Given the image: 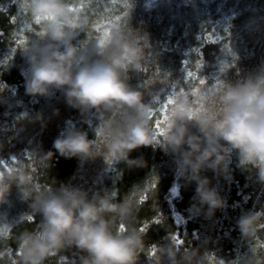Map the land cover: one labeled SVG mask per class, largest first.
Returning a JSON list of instances; mask_svg holds the SVG:
<instances>
[{"label": "clouds", "instance_id": "clouds-1", "mask_svg": "<svg viewBox=\"0 0 264 264\" xmlns=\"http://www.w3.org/2000/svg\"><path fill=\"white\" fill-rule=\"evenodd\" d=\"M25 4L31 18H39V30L21 48L29 65L26 92L45 97L62 92L68 105L94 114L96 138L72 126L54 140L55 152L37 146L27 152V159L13 155L0 168V202L7 201L15 184L31 201L32 213L41 216L35 229L20 233L19 255L0 247V264H46L51 256L67 250H74L71 264H139L141 254L153 245L150 264H208L209 252L183 248L175 231L166 243L149 245L138 223L140 202L134 190L122 199H116L114 191L90 196L84 188L44 177L56 153L80 159L102 155L110 164L143 167L146 161L131 158V152L141 146H160L176 154L185 184L195 183L194 210L211 219L227 207V200L205 170L229 175L237 151L241 164L257 167L264 180V64L255 72L243 73L234 48L227 55L222 50L214 79L200 90L198 112L189 94L173 85L176 103L159 135L153 126L160 109L158 98L146 101L145 92L130 83V72L147 70L146 33L127 21L112 25L103 44L78 42L80 34L87 37L93 26L84 6L74 8L80 0H25ZM234 67L235 79L230 75ZM87 123L93 125L92 120ZM193 125L198 131L192 130ZM3 147L0 141V151ZM4 161L0 156V164ZM237 225L251 246L234 264H264V248L252 243L264 230V207L245 212Z\"/></svg>", "mask_w": 264, "mask_h": 264}, {"label": "trees", "instance_id": "trees-1", "mask_svg": "<svg viewBox=\"0 0 264 264\" xmlns=\"http://www.w3.org/2000/svg\"><path fill=\"white\" fill-rule=\"evenodd\" d=\"M23 5L25 0H0V141L4 145L0 156L5 160L2 167L13 155L27 159V152L37 146L55 152L54 140L72 126L87 131L89 138H96L94 114L68 105L62 92L57 90L47 97L26 92L29 65L21 48L39 30V24ZM84 7L93 25L101 24L109 31L112 25L128 21L132 28L147 34V70L130 72V83L144 91L149 102L154 98L165 101L177 84L175 90L183 88L194 109H199L200 99L194 90H202L211 83L223 51L227 55L231 46L243 73L255 72L264 64V0H85ZM102 37L103 30L92 26L87 37L81 33L77 41L87 43ZM189 71L194 74L192 77H188ZM230 75L237 78L235 67ZM200 80H204L203 85ZM157 118L163 120V113L158 111L154 116V127ZM88 120L93 121L92 126ZM192 130L198 131L194 125ZM130 156L142 158L146 166L110 164L102 155L80 159L56 153L44 179L56 178L84 188L90 196L114 191L115 198L122 199L134 190L140 202L138 223L140 227L147 223L149 245L166 243L170 232L175 231L183 248L207 250L208 264H234L248 254L251 242L242 237L237 221L245 212L264 207V180L260 179L257 167L242 165L234 151L229 175L218 176L211 169L205 170L204 175L211 178L212 185L227 200V207L218 209L208 219L194 210L196 186L185 184L175 153L160 146H141ZM10 189L13 196L0 224V247L11 248L19 255L20 233L35 229L41 216L32 213L31 201L23 197L15 184ZM142 195H147L143 202ZM30 214L35 218L29 219ZM252 243L264 248V230ZM73 251L53 255L46 264H71ZM151 254L152 249L142 253L139 264H150Z\"/></svg>", "mask_w": 264, "mask_h": 264}, {"label": "snow or ice", "instance_id": "snow-or-ice-1", "mask_svg": "<svg viewBox=\"0 0 264 264\" xmlns=\"http://www.w3.org/2000/svg\"><path fill=\"white\" fill-rule=\"evenodd\" d=\"M83 6H84V0H80V7H83ZM23 7H26V4L23 5ZM75 7L76 6L74 5V8ZM117 19H119V18L117 17ZM36 22L39 23V18H37ZM93 26L95 28H97V30H101V29L103 30V37L99 39L100 43L103 44L107 40V38H108V36L110 34L109 31L103 25L98 24V23L94 24ZM187 75H188V77H192L194 74L191 71H189L187 73ZM200 84L203 85L204 84V80H200ZM194 94L196 96H199L200 95V89H195L194 90ZM158 102L161 105L160 109H159V112L163 113V120L157 118L156 121H155V127H156V129L158 131V134L162 135L164 133V130H165L164 129V125H165V123L168 120L169 113L172 110V108L175 106V103H176L175 93L173 92L171 95H169L165 101H163V102L158 101ZM197 103H199V101H197ZM196 111L198 112L199 109H196ZM5 166H6V164H5ZM146 199H147V195H142L140 197V201L141 202H143ZM28 218L32 219V217H28ZM157 222H159V221L157 220ZM146 228H147V223L144 224V226L141 228V230L145 231ZM121 230H123V225L121 226ZM177 242L180 243V244H183V241L181 239H179V237H177ZM154 251H155V246L153 245L152 246V254H154Z\"/></svg>", "mask_w": 264, "mask_h": 264}, {"label": "rangeland", "instance_id": "rangeland-1", "mask_svg": "<svg viewBox=\"0 0 264 264\" xmlns=\"http://www.w3.org/2000/svg\"><path fill=\"white\" fill-rule=\"evenodd\" d=\"M0 168H3L1 164H0ZM12 196H13V193L10 189L9 192L7 193V201L0 202V224L2 223V220L4 219V217L6 218L7 216V208H8V205H9V202Z\"/></svg>", "mask_w": 264, "mask_h": 264}]
</instances>
